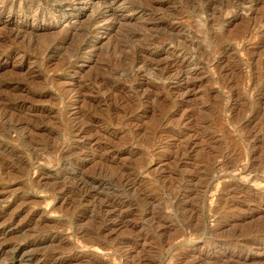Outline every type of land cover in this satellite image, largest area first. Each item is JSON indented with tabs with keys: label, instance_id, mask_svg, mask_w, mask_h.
Instances as JSON below:
<instances>
[{
	"label": "rangeland",
	"instance_id": "374dc122",
	"mask_svg": "<svg viewBox=\"0 0 264 264\" xmlns=\"http://www.w3.org/2000/svg\"><path fill=\"white\" fill-rule=\"evenodd\" d=\"M0 264H264V0H0Z\"/></svg>",
	"mask_w": 264,
	"mask_h": 264
}]
</instances>
